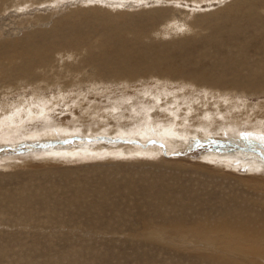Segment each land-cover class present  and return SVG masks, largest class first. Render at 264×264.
I'll return each instance as SVG.
<instances>
[{
    "label": "bare ground",
    "instance_id": "1",
    "mask_svg": "<svg viewBox=\"0 0 264 264\" xmlns=\"http://www.w3.org/2000/svg\"><path fill=\"white\" fill-rule=\"evenodd\" d=\"M35 1L36 0H34V2L32 3V0H0V11L3 12L8 8H16L19 11L22 7L28 8L29 6L35 4ZM107 1L80 0L77 3L83 6H87L90 3H97L99 5L108 6L109 3H111L109 5L111 8H115V7L120 8V7H125L126 5V4H119L118 1H117V5L116 4L114 5L112 0L109 3H107ZM165 1H167L168 4H174L175 7H168L171 8V10L164 11V9L158 8L159 7L158 4H160V2L153 1L151 4L156 5L153 6L154 7L153 9L141 10L135 13V15H133L134 17L133 21L128 23L123 21L121 22L122 25L118 23L117 27L114 26L115 23L113 21L120 20L123 17H125L123 13H117L116 15L113 16L107 13H105V15H102V17L105 20L107 19L108 22H112L111 24L108 25L106 21H103L106 22L105 23L106 25L110 26L107 30L104 27L105 30H102L103 35L108 39H112L113 44L115 43V45L113 44L107 45L109 41L106 42V40L103 39L107 43V44L105 43L107 46L112 47L111 48L112 51L107 53L106 51L107 46L104 47L105 46L104 44V46L102 47L105 50L103 49L101 50L103 52L102 53L103 55L95 56L91 61H95L92 63L97 64L96 69L98 70L99 73L98 74L96 73V75L102 77L103 72L109 71L108 76L110 79H106V81L108 82V84H110L109 82L111 80L114 81L113 85L119 83L118 86L115 85L118 87L115 89L121 92V96L119 97L111 96L110 94L111 90H109V92L107 93L106 92L103 93L104 92L103 91L102 92L103 97L99 95V97L97 98L99 103L103 105L111 104L112 106H115L118 103V101H120L121 102L120 104L123 105L121 109H119L118 107L117 108L113 107L109 111L110 114L108 113L109 114L107 117L108 120L104 122H101L100 120L96 121L97 117L93 119L92 116H88L84 114H83L84 116L80 118L76 116L77 114L73 115L72 117L73 123L78 125L80 128L87 130L84 133L85 135L90 134L88 132V128L92 124L96 126L97 131L101 130L100 132L101 133L105 132L106 135L115 134V136L118 138L123 133L121 129H128V126L134 128V126L132 125L133 123L131 124L128 122L129 119L123 120V119H118V117L119 114L124 116L123 112L120 113L121 111L133 109L131 108L132 107L131 102L133 100L128 99L127 98L128 96L125 97V93H127L128 90L131 89L129 87L130 84L129 81L130 78L134 77L135 64L141 63L144 67H147L148 70L155 71V73H151L148 75L149 83L147 84H150L151 86L152 84L153 86L154 84H157V85H161L160 87H162L164 84L165 85L170 84L175 87L176 84L169 82V81H173L181 85V89H179L180 91L191 89L192 92H197L198 90L201 93V94L198 93L197 97L195 95L194 96L196 97L195 99H191L189 96L190 100L188 101L190 102L188 101L183 102V103H187V105L182 104L180 107H176L175 110H167L166 107L164 110H162L159 107H156L158 104V99H156L157 96L155 97L150 87L149 88L147 87V89L151 90L152 91L151 93L154 95L153 97L152 96L149 97H152L153 100L154 97L156 99L154 103L156 104L155 110H157V112H160L163 116L167 114L168 116L171 115L174 117L173 123L172 124L170 123L171 125L166 126L167 129L164 128L160 130L158 129L160 133L158 131H157L158 133H156L155 130L151 131L152 133L155 132L154 133L155 136L158 135V138H160L158 141L163 139V143L157 144L158 141H156V143L152 142V144H154L157 147L156 148L149 147L150 150L146 149L147 151L145 152H143L145 149V146H143V144L142 146L139 144L142 150L138 148L139 147L138 145H137L138 147L134 145L136 147L134 148L135 153L133 154H129V153L123 154V151L129 152V149H133L131 148V146L128 148L123 147L121 150L117 152L110 151L109 153L105 152L99 154L95 146H93L94 144L87 145V147L85 146L82 147L81 145H76V146L74 145L70 150H67V152L66 150L63 151L61 149L60 150L57 149L55 150V152L53 151L52 153H48L47 159H42L39 161L38 160L34 161L29 159L28 161H24L20 164L19 169L22 170L25 169L23 170L24 174H27L30 177H34V179L33 180L31 179L32 181L31 180L27 181L25 179L26 182H24L23 188L21 190H17V189L14 190H16L17 192L29 191L30 188H34L35 193L34 194L30 193L28 196H22L19 199H17L16 204H18V206L16 207V209L20 210V208L29 209L30 207H36L37 209L44 210L45 213H49V212L52 213L53 211L50 210L51 207H56L58 205L59 208L62 209L61 207L62 205L57 204L58 198L61 200L63 199L68 200L69 203H71L70 206L72 207L73 204L74 205L78 204L77 203L78 201L80 203L79 198L81 195L84 198H88L90 195H93L94 198L99 203L100 201L101 203L104 201L106 204L108 203L107 205L110 207L112 213L109 211L111 213L109 216H104V215L100 216L108 219L107 220L108 227L100 228L95 226L92 230L93 233L92 236H96L97 238L101 237L100 239H105L104 237L111 238L110 236L116 235L115 234L116 231H120L118 234L120 235L119 237L125 239L127 243L126 245H124L123 243V248H122L123 250L121 251H119L120 245L117 246L118 248H116V245L114 246V244L113 246L112 245L110 246L111 249H109L110 247L109 248L107 247L108 249H106L105 248L106 245H105L104 250L98 249L97 247L85 246L88 251L95 252L93 255L86 256L83 255V253L81 252V251L87 252L85 248L83 249L82 247H76V244L75 246L66 245L62 243V241L58 242L57 240V242H55L53 245H51L52 244L51 242L49 245L45 247V249H47L48 251L51 250V252L49 253L50 255L55 257L53 258V260L55 261L56 264H264V190H260L256 185V182L264 181V164H263L264 159L260 157L259 153L258 155L261 158L259 160L256 157L254 158L253 156H251L255 153L253 149L248 150V152L253 153L251 155L249 154L245 156V154L240 155L239 153L235 156L234 159H230L232 157L230 158L228 157L230 160H227L225 162L215 161L213 160L212 158L213 156H212L211 157L212 159H210L209 157H203L201 161H197V163H194V165L196 166L208 168L207 170H209L210 172H218L221 175L228 177V179H233L236 182L229 186H217L215 185L216 182L218 181L217 176L211 175L208 179H203L204 182L206 181L208 182V180L209 182L203 184L204 189L201 192L197 193L198 196H196V194H191L189 196L191 201L187 203L186 207L183 206L184 198L182 197L181 190H175L174 194L176 198L177 196L181 195L183 201L179 199L180 197L178 198L179 200H177L175 196L174 198L171 199L169 203L163 200L164 198H168V196L171 197V195L168 192L167 185L173 179L162 178L164 173L163 171L158 170L160 169L159 167L155 169L154 174L150 177L137 175L136 173H132L129 170L119 171L120 167L128 166L129 164L127 163H139V161L136 160H139V158H143L142 156L145 157L144 153L147 155V157H145L147 159H151V160L155 159L157 162L160 161L167 162L168 160L167 158L170 156V154L173 151H175V149L177 150L185 147L186 143L180 141L179 139L183 138L184 140L186 139V137L192 136L193 132L187 133L185 135H182L181 132L177 133L173 129V126L174 124H176V121H178L179 117L176 116L177 118H175V115H180L183 117V121L178 122V124L176 125H178L179 127L183 125L182 126L183 129L185 128L184 132H189L186 131L187 123L186 125L184 124L185 123L184 118H186L185 121L189 119V121L191 122L189 123V125L194 127L193 130H195V128L197 127H200L202 130L204 129L208 130L211 127L210 125H212L213 127L217 125L215 124V121H218L219 123L222 124L225 123L224 125L222 124L219 125V128L221 127L219 133H222V135H219V137L221 138L224 136L233 137L235 136L234 135L235 133L245 130L246 131L256 130V132L253 133H260V130L264 131L262 130L264 129V100L263 101L259 100L260 98L259 94L264 95V16L262 13L257 12V8L264 7V0H233L231 1V3L224 5L223 9H216L214 11L212 9L210 10L212 12L209 11L210 12L209 16H201V17L198 16L197 18L191 21L189 19H191L193 14L195 13L194 12L195 8L196 7L200 8L199 5L202 2L203 3L208 2L209 0H165ZM212 1H219V0H212ZM220 2H223V0H220ZM187 3L196 4V7L188 8L189 5ZM109 6L108 8H110ZM130 6L131 5L127 7L129 9H132ZM176 6L179 7L180 9H185V10L188 9L187 11H185V13L183 12L181 14H183V16H185L187 20H189L190 22H188L187 24L184 22L178 24V22L175 21L172 12H174V10L176 11L177 8ZM23 8L21 10H23ZM77 8L78 9L72 11L68 17L65 16V18L59 19L57 21V26L53 29V31L51 33L47 32L46 33L47 36L45 35L42 36V39L40 38V41H38L39 44L37 46L32 45L34 41H32V43L30 42L32 39L34 40V38H32L31 36H26L24 39L18 42L9 43L0 47V54H1L0 57L3 58L4 61H10L8 64L1 66V59H0V138H1L0 141H3V143L7 142L8 136L17 133L20 134V132L22 131L28 132V133L26 132L27 135L25 137L30 140H32L33 137H39L43 139L46 136H48V138H52L51 134H53L54 131L55 133L58 134L68 131L69 133L65 134V136L67 135L69 136L71 134V131L73 132V130L74 132L76 131V129L70 130V126H66L69 128L64 129V131L62 130L61 132H59L61 128L58 129L59 131L55 129L56 125H58V123H61L62 121L59 120L60 118L55 109L56 106L55 108L52 109L54 105L52 104L53 105L52 107L50 105L51 110L50 109L47 110L48 108L44 106L52 102H47L46 100L48 97L43 95H45V93H49L50 96L54 95L52 93L53 92L52 88L56 86H59L60 89L64 90L67 88H72L73 83L74 85L75 84L81 85L82 83L87 82L93 85L94 83L91 82L96 80L92 79V77L88 78L85 76L86 77L85 78L84 75L81 76L82 67L80 66V63L79 64L76 63L73 66L67 67V70L70 69L69 71H67V74L70 73L69 75H65L66 73H64L63 71V73H61L59 76L53 78H47L48 82L43 80L39 81V79L43 76L42 74L43 69L47 70L45 72L50 73L54 68L58 66L60 62H63V60L64 61L70 60V57L65 59L66 55L63 54L61 50H60V54L58 53V48L56 47L57 45H65V44L70 45V43L74 45L73 42H70L68 40L73 41L75 39L81 42L83 38H86L85 31L89 28L91 24L86 25L84 23L83 14L94 13L97 16H101L99 15V13H104V12H99L100 10L99 8L96 9H82L80 7ZM256 13L261 14L263 18L256 17ZM205 14L207 13H204V15ZM154 26H156V28L153 29L152 32H153V36H155V40L158 43H153L152 41L147 40L148 39L146 35L147 29L148 28L150 29L151 27L154 28ZM184 30L185 32L183 33ZM125 31H130L133 34L132 36L133 39L131 40L130 38V42H131L130 44L120 43V40L121 39L124 40L123 38L126 37V35L125 36L123 35L124 36L123 38L120 37L121 35L120 33H124ZM178 33H180V35L182 34L186 36L187 33H189V36L191 35L192 38L189 39L186 37L183 39L181 38L175 39ZM48 35L51 36L48 37ZM163 37L165 38L168 37V39H171L173 37L175 40L173 41L172 39L170 42H160V39H162ZM195 37H201L202 41H199L198 44H194ZM219 38H221L222 41ZM215 39L220 40L221 42H216ZM146 41L151 42L150 43L151 46L146 45L145 44ZM46 46H49V48L57 51H53V55L50 56L51 60L43 56L42 59L43 62L44 61L50 62V64L45 65L46 62L43 63L42 61H36V60H40L42 56V54H40V51L42 49H45ZM187 48H190L193 51L190 50L181 53V51L187 50ZM29 49H31V51ZM32 49L34 51H32ZM31 53L37 54L38 56L36 60L34 58H30L31 60H35L33 62L31 71L33 72L39 68L37 71L33 73H31L30 71L27 72L26 68L28 67V64L25 65L24 63H22L18 65L15 62H13L14 63L13 64L12 60H10L8 56L3 57L6 54L9 56H14L12 57V59L13 58L19 60L22 58L28 59L24 55L28 54V56L30 57ZM56 56L59 57L58 60L56 59ZM176 58L183 59L184 63H188V64L194 63V65H189V67H191L192 69L187 70V72L186 70L185 71L182 70L181 67L176 63L175 61ZM192 59H196V60L193 61ZM38 63L44 64L43 69H41L39 65H37ZM51 64L53 65V68H51ZM185 66H187V64ZM201 66L202 69L198 68ZM183 69H185L184 66ZM100 77H97V79ZM103 79L105 80V78ZM139 80L140 79H137L136 82ZM98 81L101 82L103 80L98 79ZM194 81H196V83ZM197 82L200 84H198ZM103 83L105 84V81H103ZM146 85L141 87L140 91L144 90ZM42 87L44 90L41 89ZM78 87L80 86L78 85ZM30 89L36 91L40 96H43L44 103L42 101L40 102L38 101L39 96L35 97L37 101L35 100L24 101L25 97L23 96V94L28 92ZM110 89H112V87ZM158 89L159 88H157L156 90ZM172 89L173 88L170 87L171 91H173ZM138 90L139 89H137V91ZM179 90L175 92L173 91L172 94L176 95V92H180ZM42 91L44 92L40 93ZM146 92H144V95ZM162 92H160V94ZM165 92L166 91H164L162 95ZM166 93L169 94L170 96V93L168 92ZM185 93L187 94L186 91ZM147 94H150V91L147 92L146 95ZM60 95L61 94H59V96ZM69 95L71 96L72 94ZM69 95L67 97H70ZM113 95H115V93H113ZM213 96H217L216 97L217 100L210 101L209 97L213 98ZM253 96H255L256 102L249 103L247 98ZM11 97L16 99L13 100V98ZM113 97L116 98L113 99ZM66 99H67L66 102L69 103L71 107L70 108L71 111L77 108L79 113H82L83 112L82 108L90 106L89 105L90 103L86 102V104L83 107L79 108L80 105H78L77 107V105H75L76 103L75 100L72 99L68 100V98ZM56 100L57 99L55 98V102ZM174 100L169 99L168 101L171 102L170 104H172ZM176 102L177 101H175V103L173 104H176ZM199 102L202 103L201 106H199ZM99 103L94 102L93 104L98 105ZM146 104L149 105V103H145L144 105ZM148 105L146 107L148 109L150 108L151 109L145 112L148 113L150 116L152 114L151 111L152 110L154 111V106L151 107L152 105H150L149 108ZM140 106L142 105H139V107ZM137 107H135V109ZM38 110H42V111L41 113L37 114V118H35L34 117L35 115L33 116L32 113L36 114ZM69 111L67 110V112L64 113L66 114ZM143 111L144 110H141V112ZM157 115L160 114L157 113ZM141 116L143 115H140V117ZM61 117H62V113H61ZM158 118L155 117L153 121L156 122L158 120H161ZM12 119L13 120L17 119L18 123L14 124ZM149 120L150 119H147L146 120L147 122L144 120L143 123L145 122L149 123L151 121ZM32 121H35L36 124L34 125V122ZM168 121L171 122L172 119L171 121L168 119ZM208 121H211V124L209 123L210 125L207 123ZM111 122H115V124L112 123V125L110 126L109 124ZM16 125H19V128L18 126L16 127ZM21 125L22 127H20ZM101 126H105L104 127L105 130H103L104 128L100 129ZM187 127L189 128V126ZM93 128H90V130ZM49 130L53 131V132L50 131L51 136L48 135ZM29 131H31V133H29ZM25 132L24 133L22 132L21 134L25 135ZM149 132L148 133L146 132L148 134V138L150 136ZM151 132L150 134L152 135ZM75 133H77V131ZM78 134L79 136L81 135L80 133ZM138 135L144 138L143 133H138ZM249 136L254 137V136H258V134L244 135V137H249ZM48 138L46 137L45 139ZM239 138H243V137L239 136ZM145 139H147V137ZM12 141L10 142L9 140L7 144L9 143L11 144ZM86 142L89 143L91 142V140L87 139ZM128 143L130 144L129 141L127 142V144L126 143L124 144H126L127 146ZM116 154L118 155L115 156ZM100 158H102V160L105 162V165H100L98 167H90L88 168L91 170L89 172H83L79 168L78 165L79 163H76L80 161L83 162L85 160L86 161L89 160L90 162V160H97V159L99 160ZM115 158L117 160H126L133 162L118 163L111 161ZM252 159L254 161H251ZM262 160L263 162L261 163ZM87 162L83 164L84 168ZM204 162L214 168H209L199 164V163L203 164ZM66 163H71V164H66ZM95 164H97V162ZM233 164L235 166L234 168L231 167V165ZM18 166L19 165H10V166L8 165L3 170H8L11 168L18 169L17 168ZM71 167H74V169L76 170H71L72 169ZM223 169L226 170L231 169L235 174L225 173ZM239 169L245 170V172L248 174L249 177L246 175H245L246 177L241 175L239 176L238 173ZM85 173L95 174V176L94 178H86L85 180L82 181L81 175ZM91 176L88 175V177ZM35 177L40 179L35 180ZM153 180L154 182L152 183ZM92 181H95L93 185H91ZM251 181L255 183H251ZM42 182L44 183L45 187L50 190L49 192H46L41 188L40 185ZM152 184L153 187L151 188ZM258 184L259 187L264 189V184L261 183ZM158 185L161 187H158ZM147 188H149L150 190H147ZM172 189L174 190V188ZM66 190L67 192L64 193V191ZM205 190L208 191L205 192ZM65 195H70V196H65ZM27 197L30 200L26 199ZM73 197L76 198V201L72 200ZM69 198L73 202L70 201ZM159 199L164 201V203L162 204L155 202L156 200ZM66 200L65 202L68 203ZM90 203H91L90 201H85V204L89 206ZM110 203L111 206L109 205ZM146 206L149 207V211H147V214L144 211V209H146ZM65 209L67 210L66 207ZM174 209H180L181 211L183 210L184 213L179 215V213L181 212H178ZM79 211L80 210H78L77 212L79 213ZM15 212L19 214L18 215L19 217L26 218V215H24L21 211H15ZM85 212L87 211L85 210ZM157 212L159 213L158 215H152ZM167 212H169V214ZM0 214L5 215V212H0ZM38 215H36L35 218ZM55 215L56 214H54V216ZM83 217L86 216H84L83 214V216L80 218ZM133 218L134 221L136 218L137 221H139L137 227H133L132 225L133 228H130L131 226L128 227L127 225L128 228L122 227L120 230V228H116L117 226L115 224H111V221H116V220L128 222L127 224H129L130 222L129 220L132 221ZM2 220H4L3 217ZM31 221L33 222V220ZM100 221L101 220H99V222ZM48 222H52V221H48ZM70 222L66 224H69ZM90 223L92 222L90 221ZM43 224H44L43 226L41 225L42 228H44L45 226V223ZM73 225L74 224H72V226ZM93 225L90 226L93 227ZM89 235H91V232H89ZM69 236L71 237V235ZM80 238L82 237L80 236ZM122 238H120L119 240L121 241ZM112 240L117 241L118 239L114 236ZM11 241H13V246H14V240ZM110 242H108V245ZM104 243L105 242H103V244ZM26 244L28 245L30 243H26ZM131 244H135V245H131ZM22 247L23 244L21 248ZM72 250L73 251L75 250V252H73ZM59 251H61V255H62L61 257L58 254ZM107 251L111 252L112 257H110V259L107 260L106 262L104 260V255L106 254ZM77 252H79L82 256H80L79 259L76 257L75 259L72 258L71 257L72 254ZM86 252L85 254H87ZM117 256L120 257L117 258ZM26 264H32V263L27 262Z\"/></svg>",
    "mask_w": 264,
    "mask_h": 264
},
{
    "label": "rangeland",
    "instance_id": "2",
    "mask_svg": "<svg viewBox=\"0 0 264 264\" xmlns=\"http://www.w3.org/2000/svg\"><path fill=\"white\" fill-rule=\"evenodd\" d=\"M58 1L59 0H50V1H47V0H36L35 4L31 5L32 7L31 6H29L28 8H23L22 7L23 10H21L22 8L19 11L16 8H8L7 10H5L3 12L0 11V47L3 46V45L9 44V43L18 42V41L24 39L26 36H31L32 38H34V40H33L30 37L32 39L30 42L32 43V41H34V43L32 45L37 46L39 44L38 41H40V38L42 39V36H44V35L47 36V34H46L47 32L51 33L53 31V29L57 26V21L59 19H63V18H65V16L68 17L71 14L72 11L78 9L77 7H80L82 9H96V8H99L100 9L99 12H104V13H99V15H101V16H97L94 13L83 14L84 23L86 25H90V24L91 25L85 31V37L86 38H83V40L81 42H79L78 40L74 39L73 41L72 40H68L70 42H73L74 45L72 43H70V45L69 44H65V45H57L56 46L58 48V53L59 54H60V50H61V52L66 55L65 59L70 57L69 61H64L63 60V62H60L58 64V66L56 68H54L50 73L45 72L47 70L43 69L44 64H41V63L37 64V65H39V67L41 69H43V71H42L43 76L39 79V81L43 80V81H47L48 82L47 78H53V77L59 76L61 73H63V71H64V73H66L65 75H69L70 73L67 74V71H69L70 69L67 70V67L73 66L76 63H78V64L80 63V66L82 67V70H81L82 73L80 72L81 76L84 75V77L86 76L88 78L92 77V79L96 80V81H92L91 82V83H94L93 85L89 84L87 82H84L86 84L82 83L81 84L82 86L80 84H78L80 87H78V85H76V84L74 85V83H73L72 88L75 89V90H73L72 88H67V89L63 90V89H60L59 86H56V87L52 88V91H53L52 93L54 95L50 96L49 93H45V95H43V96H47L48 97L47 100H46L47 102H52V103H50L48 105H44V106H46V108H48L47 110H49V109L51 110L50 105H51V107L54 105L52 107V109L55 108V106H56L55 109H56V112L58 113V116L60 118L59 120L62 121L61 123H58V125H56L55 129H57V131H59L58 129L61 128V130L59 131V132H61L62 130L64 131V129L69 128V127H66V126H70V130L76 129L77 133H75L76 131L74 132V130H73V132L71 131V134H70L71 136L69 135L70 136L69 137L67 135L68 136L67 137V136H65V134L69 133L68 131L58 134V133H55V131L52 129L54 131V133L51 134L52 136L50 135V131L51 130L48 131V135H50L52 138H48V136H46L48 139H45L46 137L43 138V139H41L39 137H33V139L30 140V139H27L25 137L28 132L26 131L27 132L26 133L25 131H22L23 133L25 132V135L21 134L22 132H20V134L17 133V134L8 136V139H7L6 143H3V141H0V212H5V215H1L0 214V251H1L0 252V264H14V263L15 264H26L27 262H31L32 264H53V263H55V261L53 260V258H55V257L50 255L49 252H51V250L48 251L47 249H45V247L47 245H49L51 242H52L51 245H53L55 242H57V240H58V242L62 241V243L66 244V245L75 246V244H76V247H82L83 249L84 248L86 249L87 246H90V247L92 246V247H97L98 249L104 250L105 248L108 249L111 245L113 246V244H114V246L116 245V248H118L117 246L120 245V248H119L120 250L119 251L123 250L122 249L123 248V243H124V245H126L127 243H126L125 239H123L122 237H119L120 235H118V234H119L120 231H116L115 232L116 235H114L118 239L117 241L112 240L114 236H110L111 238L104 237L105 239H100L101 237L97 238L96 236H92L93 235L92 230H93V228L95 226L100 227V228L108 227V221H107L108 219H106L104 217H100V216H103V215L104 216H109L112 213L111 210H110V207L107 205L108 203L106 204L105 201L102 202V203L100 201V203H99L94 198L93 195H90L88 198H84L81 195L80 198H79L80 199V203L78 201L77 202L78 204H76V205L73 204L72 207L70 206L71 203H69L68 200H66V199L61 200V199L58 198L57 199V201H58L57 204L62 205L61 206L62 209H60L58 205L56 207H51L50 210L53 211L52 213L51 212L45 213L44 210L37 209L36 207H30L29 209L28 208L27 209L26 208L25 209L24 208L23 209L20 208V210L16 209V207L18 206V204H16V200L17 199H19L22 196H28L30 193L31 194L35 193V191H34L35 189L34 188H30L29 191H18L17 192L16 190H14V189L21 190L23 188L24 182H26V180L29 181L31 179L32 180L34 179V177H30L29 175L24 174L23 170H25V169H23V170L19 169L20 168V164L22 162H24V161H28L29 159L34 160V161L47 159V154L48 153H52L53 151L55 152V150H57V149H59V150L61 149L63 151L66 150V152H67V150H70L72 148V146H74V145L75 146L76 145H81L82 147H84V146L87 147V145H93L94 144L93 146H95V148L97 149L99 154L100 153H105V152L109 153L110 151L117 152V151L121 150L123 147H125V148L127 147L128 148L130 146L133 149H129V152H127V151L124 152L123 151V154H127V153L133 154V153H135L134 152V148L137 145L139 146V144L141 146H142V144H143V146H145V149H144L143 152L147 151L146 149L150 150V148H156L157 146L152 144V142L156 143V141H158L160 138H158V135H156L157 136V138H156L154 133L155 132L158 133L159 132L158 129L159 130L163 129V128L167 129L166 126L167 125L169 126V125H171L173 123L174 117L171 116V115L168 116L167 114L163 116L160 112H157V110H155V108L159 107L160 109L164 110L165 107H166L167 110H175L176 107H180L182 104L187 105V103H183V102H186V101L190 100V98L191 99H195L197 97L198 93L201 94L200 91L197 90V92H192L191 89L185 90L187 92V94H186L184 90H181V91L179 90V89H181V85H179L176 82L169 81V80L168 81L170 83L176 84V86L174 87V86H172L170 84L169 85H165L164 84L162 87H160L161 85L154 84V86H155V89H154L153 84L151 86L150 84H147V83H149V79H148L149 76L148 75L151 74V73H155V71L148 70V68L144 67L141 63H136L135 64V69H134V77L130 78V81H129L130 82L129 87L131 89H129L128 92L125 93V97L128 96L127 97L128 99L133 100L131 102V106L132 107L130 106L133 109L132 110H123V111H121L120 113L123 112L124 116L119 114V117H118V119H123V120H128L129 119L128 122L131 123V124L133 123L132 125L134 126V128L128 126V129H121V131L123 133L118 138V137L115 136V134H112L113 135L112 136V135H106L105 132L101 133L100 132L101 130L97 131L96 126H94L92 124L88 128V132L90 134L89 135H85L84 133L87 130H84V129L80 128L78 125H76L75 123L72 122L73 115L77 114L76 116L78 118L83 117L84 115L92 116L93 119L95 117H97L96 121L100 120L101 122H104V121L108 120L107 117L110 114L109 111L113 107L114 108L118 107L119 109H121L122 105H123V104L122 105L120 104L121 103L120 101H118V103L115 106H112L111 104H108V105L104 104L103 105V104L99 103L98 98H97V97H99V95H101L103 97V93H105V92L107 93V92H109V90H111L110 91L111 92L110 93L111 96H116V97L121 96V92L119 90L115 89V88H118L117 86L119 85V83H116L115 85H117V86H115V85H113L114 81L111 80L109 82L110 84H108V82L106 81V79H110L109 76H108L109 71L108 72H103V76L102 77L105 78V80H104L99 75H96V73L97 74L99 73L98 70L96 69L97 64L96 63H92V62H95V61H91L95 56L103 55L102 54L103 52L101 50L102 49L105 50L102 46H104V44L106 42H108V41H109V43L111 42L110 44L106 43L107 45L113 44V40L112 39H108L107 37H105L103 35V31H102V30H105V28L107 30L110 27L108 25L111 24L112 22H108L107 19L105 20L102 17V15H105V13H107V14H110V15L113 16V15H116L117 13H123L125 15V17H123L120 20L113 21L115 23L114 26L117 27V24L119 23V24L122 25L121 22H123V21L127 22V23L133 21V19H134L133 15H135V13H137V12H139L141 10H144V9H153L154 8L153 6H156L155 4H151L153 1L160 2V4H158L159 7L158 6L157 7L160 8V9H164V11L165 10H171V8H168V7H175V5L174 4H168L167 1H165V0H125V1L124 0H115V1L112 0L114 5L115 4L117 5V1L119 2V4H126V5H125V7L111 8L109 6L111 4V3H109V2H111V0H108V1L105 0V1H107V3H109L108 6L110 8H108L107 5L103 6V5H99L97 3H90L87 6H83V5H80V4L77 3L80 0H60L59 2ZM90 1H92V0H90ZM126 1H127V3H126ZM231 1H233V0H223V2H220V0L219 1L209 0L208 2H204V3L202 2L199 5L200 8H197L196 4L192 3L193 4L192 5L191 3H187L189 5L188 8H192V7L195 8L196 7L195 11H194L195 13L193 14L192 18L189 19V20L191 21V20L197 18L198 16L199 17H201V16H209L210 15L209 13L212 12L210 10L213 9V11H214L216 9H223L224 5H227V4L231 3ZM33 2H34V0H32V3ZM144 3H147V4H144ZM182 3H184V2H182ZM129 5H131L130 7L132 9H129L127 7ZM163 6H165V7H163ZM203 8H206V9H203ZM187 10L180 9L179 7H177L176 11L174 10V12H172L173 15H174L175 21H177L178 24L179 23H183V22L187 24L188 22H190L189 20H187V18L185 16H183V14H181L183 12L185 13V11H187ZM257 12L258 13H262L263 16H264V7L257 8ZM204 13H207V14L204 15ZM258 13H256V17L263 18V16L261 14H258ZM103 21H106L108 25H106L105 24L106 22H103ZM116 21H117V23H116ZM96 27H97V29H96ZM119 27H120V25H119ZM155 28H156V26H154V28H152V27L150 29L148 28L146 35L148 37V39H147L148 41H152L153 43H158L155 40V36H153V32H152V30L155 29ZM184 32H185V30L183 31V33ZM120 34H121L120 37H122V38L126 35V37L123 38L124 40H122V39L120 40V43H125V44H130L131 43L130 42V38H131V40L133 39L132 38L133 34L130 31H125L124 33H120ZM179 35H180V33L177 34L175 39H179V38L183 39V38H186V37L189 38V39L192 38L191 35L189 36V33H187V36L186 35H182V34L180 36ZM50 36L51 35H48V37H50ZM103 39H105L106 42ZM126 39H128V40H126ZM172 39H173V41L175 40L173 37L171 39H168V37H166V38L163 37L162 39H160V42H170ZM201 39H202L201 37H195V40L193 39L195 43L194 42L193 43L194 44H198L199 41H202ZM217 39H215L216 42H221L222 41L221 38H219L221 41L217 40ZM148 41H146V43H145L146 45H150L151 42H148ZM106 44H105L104 47L107 46ZM113 45H115V43ZM68 46H70V47H68ZM142 47H143V45H142ZM111 48L112 47H109V46L106 47L107 53L112 51ZM29 50L31 51V49H29ZM190 50H192V49L187 48V50H183V51H181V53H184V51H190ZM32 51H34V50L32 49ZM53 51H57V50H53V49L49 48V46H46L45 49H42L40 51V54H42L40 60H36L38 58V56H37V54H33V53H31L30 57L28 56V54L24 55L28 59H23V58L20 59V60L16 59V58L12 59V57H14V56H9V55H6V54L3 57L8 56L10 58V60H12V63L15 62L18 65H20L22 63H24L25 65L28 64V67L26 68L27 72L30 71L31 73H33V72H35V71H37L39 69L38 68L37 70H35L33 72L31 71V68L33 66V62L35 60L43 62V60H42L43 56L45 58H48V59L51 60L50 56L53 55ZM106 51H105V53H106ZM168 51H171V50H168ZM30 58H34L35 60H31ZM0 59H1V66L6 65V64H8L10 62V61H4L3 58H1V57H0ZM56 59L58 60L59 57L56 56ZM192 60L194 61L196 59H192ZM175 61L181 67V69L184 70V71L186 70V72H187V70L192 69L191 67H189V65H194V63H190V64L184 63V60L181 59V58H176ZM43 63H45V65L46 64H50V62H47V61H44ZM186 64H187V66H185ZM183 66H184L185 69H183ZM186 67H188V68H186ZM51 68H53L52 64H51ZM198 68L202 69V66L198 67ZM142 71H143V73H142ZM161 73H162V71H161ZM97 77H100L98 79H101V80L105 81V84L103 83V81H101V82L98 81ZM137 79H140V80L136 82ZM163 80H166V79H163ZM194 82L196 83V81H194ZM83 84H84V86H83ZM198 84H200V83H198ZM144 85H146L145 89L140 91V88L143 87ZM111 87H112V89H110ZM147 87L148 88L150 87V89L153 92L151 90L147 89ZM164 87H165V89H164ZM170 87L173 88L172 90L174 92L177 91V90H179L180 92H176V95L172 94L173 91L170 90ZM79 88H81V89H79ZM86 88H87V90H86ZM157 88H159L161 90H159V89L156 90ZM41 89L44 90L43 87ZM101 89H102V91H101ZM137 89H139V90L137 91ZM189 90H190V93H189ZM142 91H143V94H142ZM146 91L147 92L150 91V94L146 95V93H147ZM158 91H160V92L166 91V92L170 93V96L166 92L165 93L168 96H166L165 93L162 95L163 92L160 94V92H158ZM43 92L44 91H42L40 93H43ZM112 92L115 93V95H113ZM144 92H146L145 95H144ZM151 92L155 95V97L157 96V98H156V99H158L157 106H156V104H154L156 99H155V97H154V100L152 99V97L154 95ZM156 92H158V93H156ZM191 93H194V94H191ZM59 94H61V95L59 96ZM69 94H72V95L70 96ZM83 94H84V96H83ZM159 94H160V96H159ZM68 95L71 98L67 97ZM195 95H196V97H194ZM23 96L25 97L24 101H27V100H29V101H33V100L37 101V99L35 97L39 96L38 97V101L39 102L42 101L44 103L43 96H40L36 91H34L32 89H30L28 92L23 94ZM61 96H62V98H61ZM149 96H152V97H149ZM161 96H162V98H161ZM189 96H190V98H189ZM255 96H257V95H255ZM255 96L248 97L247 98L248 102L249 103L250 102L251 103H253V102L255 103L256 102ZM263 96H264L263 94H259V97H260L259 100L260 101L264 100ZM74 97H75V99H74ZM116 97H113V99L116 98ZM216 97L217 96H213V98L209 97V100L210 101L211 100L215 101V100H217ZM11 98H13V97H11ZM55 98L58 100V101L56 100L57 103L55 102ZM66 98H68V100H70V99L75 100L76 103H77V104L75 103V105H77V107H78V105H80L79 108L83 107L86 104V102L90 103L89 104L90 106L82 108V111H83L82 113H79L77 108L75 110L71 111L70 110L71 107H70L69 103L66 102V100H67ZM182 98H184V99H182ZM15 99L16 98H13V100H15ZM52 99H54V100H52ZM63 99H65V100H63ZM169 99H173V100L175 99L172 102V104L175 103V101H177L178 103L176 102V104L172 105V104H170L171 102L168 101ZM181 100H182V102H181ZM94 102L95 103H99V104L95 105V104H93ZM188 102H190V101H188ZM145 103H149V105L148 104L144 105ZM201 104L202 103L199 102V106H201ZM92 105H94V106H92ZM139 105H142V106L139 107ZM147 105H148L149 108H150V105H152L151 107L154 106V111L155 112L152 110L151 113L156 118L159 117L158 119H161V120H158L156 122L153 121V119H155V117L151 113H150L151 115L149 116V114L145 112V111L151 109V108L148 109L146 107ZM170 106H171V108H170ZM91 107H93L94 110ZM135 107H137V108L135 109ZM142 107H143V109H142ZM144 108H146V109H144ZM67 110L68 111L70 110V111L65 114L64 112H67ZM141 110H144L143 112H145V113L141 112ZM182 110H183V108H182ZM41 111L42 110H38V112H36V114L32 113V115L33 116L35 115L34 117L37 118V114L41 113ZM140 112L143 113V114H141ZM61 113H62V117L63 118L61 117ZM70 113L72 114V116H71ZM157 113L160 114V115H157ZM65 115H67V116H65ZM105 115H107V116H105ZM140 115H143V116H141L142 118L140 117ZM138 116H139V118H138ZM176 116L179 117V119H180V120L178 119V121H176V124H178V122H180V121H183V117L182 116L175 115V118H177ZM150 117L151 118L153 117V118L151 119ZM166 117H168V118H166ZM61 118H62V120H61ZM145 118L151 120V121L149 120L150 124L146 123L147 119H145ZM134 119H135L136 122L134 121ZM168 119L170 121L172 119V121L169 122ZM185 119L186 118H184V122H185L184 124L186 125V123H187V126H189V128L186 126V131H189V132H184L185 128L183 129V127H182L183 125L181 126L182 127V129H181V127H179L178 125L174 124L173 129L177 133L181 132L182 135H185V134L191 133V132H193L192 133L193 135L189 136V137H186V139H184V140H183V138L179 139L180 141L186 143L185 147H183L181 149H177V150L175 149V151H173L170 154L171 157L169 156L167 158L168 159L167 162H161V161L157 162L155 159H152V160L151 159H147V158H145V157H147V155L144 153L145 157L142 156L143 158H139V160H136V161H139V163H127L129 165L120 167L119 171L129 170L130 172L136 173L137 175H141V176H144V177H150V176H152L154 174L155 169L157 167H159L160 169H158V170L159 171H163V173H164L162 178H164V179H168V178L173 179L170 182L172 184L168 183V185H167V189H168V192L171 195V197L168 196V198H164L163 200L166 201L167 203H169L171 201V199L174 198V196H175L174 191L175 190H181L182 191V197L184 198L183 199L184 201L182 200L181 195L177 196V198L175 196V198L177 200H179V199L182 200L183 204H184L183 206L186 207L187 203H189L191 201L189 196L191 194H196V196H198L197 193L201 192L204 189L203 184L209 182V180H208V182L207 181L204 182L203 179H208L211 175H215V176H217V180H218L216 182V184H215L217 186H229V185H232V184H234L236 182L235 180L228 179V177H225V176L221 175L218 172H210L209 170H207L208 168L199 167V166L194 165V163H197V161H201V159L203 157H209L210 159L213 158V160H215V161L225 162L227 160L234 159L235 156L237 154H239V153H240V155L245 154V156H247L249 154L251 155L253 153L252 152H248V150L249 149L250 150L253 149L255 153L253 155H251V156H253L254 158L256 157L258 160L261 159V158L264 159V138H263L264 137V131L260 130V133H253V132H256V130H250V131H246L245 130V131H239L238 133H235L234 134L235 136H233V137H228V136L225 137L224 136V137L221 138V137H219V135H222V133H219V131L221 130V127L219 128V125L222 124V123H219L218 121H215V124H217V125L215 127H213L212 125H210L211 121H208L207 123L208 124L210 123L209 125L211 126L208 130H206V129L202 130L200 127H197V128H195V130H193L194 127L189 125V123H191L189 121V119H187L186 121H185ZM141 120H142V122H141ZM144 120L146 121L145 123H143ZM12 121H13L14 124L18 123L17 119H14V120L12 119ZM160 121H162V122H160ZM32 122H34V125L36 124L35 121H32ZM112 123L115 124V122H111L109 125L111 126ZM166 123H168V124H166ZM73 124H74V126H73ZM139 124H141V125H139ZM161 124L163 125V127H162ZM224 124L225 123H223L222 125H224ZM144 125H145V127H144ZM185 125H184V127H185ZM17 126L19 128V125H16V127ZM135 126L138 127V128H136ZM20 127H22V125ZM104 127L105 126H101L100 129H103ZM190 127H192V128H190ZM90 128H93V129L90 130ZM103 130H105V128ZM154 130H155V132L152 133L151 131H154ZM262 130H264V129H262ZM53 131H51V132H53ZM96 131H97V133H96ZM149 131L152 133V135L150 134ZM146 132L147 133L149 132V135H150L149 138H148V134ZM29 133H31V131H29ZM78 133L81 134L80 135L81 137L79 136ZM138 133H143L144 138H142V136H139ZM246 134L247 135L258 134V136L244 137V135H246ZM145 136L147 137V139H145L146 138ZM239 136L243 137V138H239ZM90 137H91V139H90ZM86 138L88 140H91L92 144H91V142L87 143L86 142V140H87ZM9 140H10V142L13 140L11 144L10 143L7 144L9 142ZM141 140H142V142H141ZM128 141L130 142V144L128 143V145L126 146ZM158 142H157V144H162L163 143V139H161ZM85 143H87V144H85ZM124 143H126V144H124ZM146 143H147V145H146ZM149 143H151V144H149ZM134 145H136V146H134ZM151 145L152 146L154 145L155 147L154 146L152 147ZM114 146H115V149H114ZM110 148H111V150H110ZM138 148H140L142 150V148L140 146ZM258 153H259L261 158L259 157ZM117 155L118 154H116L115 156H117ZM228 157L229 158L232 157V158L229 159ZM217 158H218V160H217ZM87 161L85 160L83 162H81V161L80 162H76V163H79L78 164L79 168L83 172L91 171L90 169H88L90 167H98L100 165H105V162L102 160V158H100L99 160L98 159L97 160H90V162H89V160H87ZM111 161L118 162V163L133 162V161H126V160H117L116 158L111 160ZM251 161H254V160L252 159ZM85 162H87V164H85V168H84L83 164ZM96 162L99 165L95 164ZM237 162H239V161H237ZM262 162H263V160L261 161V163ZM5 164H6V166H8V165L9 166L10 165H19V166L17 167L18 169L11 168V169H8V170H3L6 167ZM66 164H71V163H66ZM199 164L202 165V166L209 167V168H214V167L210 166L209 164H207L205 162L203 164H201V163H199ZM263 164H264V162H263ZM70 166H72V165H70ZM231 167L234 168L235 167L234 164L231 165ZM71 168H72L71 170H76V169H74V167H71ZM231 169H229V170L223 169V171L225 173L235 174ZM242 171L245 172V170H243V169H239L238 170L239 176L240 175L241 176H245V175L248 176V174L246 172L244 173ZM88 175H90V176L92 175V176L88 177ZM94 176H95V174H86L85 173V174L81 175V179L83 181L86 178H94ZM57 177H59V176H57ZM37 179H40V178H36L35 177V180H37ZM94 182L95 181H92L91 185H93ZM153 182H154V180L152 181V183ZM251 183H255V182L251 181ZM258 183L264 184V181L256 182L257 187L260 190H264L263 188L258 186L259 185ZM185 184H187V185H185ZM40 186H41V188L44 191H46V192L50 191L48 188L45 187L43 182L41 183ZM152 187H153V184H152L151 188ZM158 187H161V186L158 185ZM172 188H174V190ZM147 190H150V189L147 188ZM206 191H208V190H205V192ZM66 192H67V190L64 191V193H66ZM113 192H114V190H113ZM65 196H70V195H65ZM203 198H205V197H203ZM26 199H28V197ZM167 199H169V200H167ZM28 200H30V199H28ZM65 200L68 203H66ZM69 200L70 201H72V200L76 201V198L73 197L72 200L69 198ZM84 200L85 201H90L91 202L90 206L85 204ZM164 201L159 199V200H156L155 202L163 204ZM109 205L111 206V203ZM74 206H76L77 208L74 207ZM65 207L67 208L68 211L65 209ZM84 209L87 212H85ZM25 210H27V211H25ZM38 210H39V212H38ZM78 210H80L79 213L77 212ZM174 210H176L178 212H181V213H179V215L184 213L183 210L181 211L180 209H174ZM15 211H21L24 215H26V218L25 217H19L18 216L19 214L16 213ZM36 211H37L38 214H40V212H41L42 216H41V214L38 215L36 213ZM107 211H108V213H107ZM144 211L147 214V211H149V207L146 206V209H144ZM72 213H75V214H72ZM167 213L169 214V212H167ZM54 214H56V215L54 216ZM83 214L86 217L80 218V217L83 216ZM88 214H89V216H88ZM158 214L159 213L157 212V213H154L152 215H158ZM36 215H38L39 217L37 216L35 218ZM61 215H62V217H61ZM96 215H98V216H96ZM10 216H12V217H10ZM87 216H88V218H87ZM168 216H171V215H168ZM2 217L4 218V220H2ZM134 218L132 219V221L129 220L130 221L129 224H131V225L127 224L128 222L118 221V220H116L117 222L116 221H111V224H115L117 226L116 228H120V230H121L122 227H124V228H128L130 226H131L130 228L137 227L138 224H139L138 223L139 221H137V218L134 221ZM64 219H65V221H64ZM31 220H33V222ZM99 220H101V221L99 222ZM48 221H52V222H48ZM54 221H56V222H54ZM90 221L92 223H90ZM68 222H70V223L66 224ZM80 222L82 223V225H81ZM43 223H45L44 228L41 227V225L42 226L44 225ZM70 224H71V226H70ZM72 224H74V225L72 226ZM85 224H86V226H85ZM93 224H95V225H93ZM65 225H67V226H65ZM90 225H93V227L90 226ZM127 225H128V227H127ZM132 225H133V227H132ZM64 226H65V228H64ZM38 227H40V228H38ZM41 228L45 232H43L41 230ZM60 228H62V229H60ZM37 230H38V232H37ZM65 230H66V232H65ZM78 230L81 231V232H79ZM89 232H91V235H89ZM69 235H71V237ZM79 235L82 238H80ZM29 238H31V239H29ZM75 238H76V240H75ZM120 238H122L121 241L119 240ZM25 239H26V241H25ZM44 239H45V241H44ZM70 239H71V242H70ZM11 240H14V246H13V241H11ZM27 240H29V241H27ZM25 242L26 243H30V244L27 245ZM103 242H105V243L103 244ZM108 242H110L109 245H108ZM91 243H93V244H91ZM22 244H23V247L21 248ZM121 244H122V247H121ZM131 245H135V244H131ZM104 246H105V248H104ZM11 247H13V248H11ZM18 248H21V249H18ZM27 248H29V249H27ZM109 249H111V247ZM80 250H81V248H80ZM73 252H75V250ZM81 252L83 253V255H86V256H90V255H93L95 253V252H91V251H88V250H87V252L86 251H81ZM85 252L87 254H85ZM96 253H98V252H96ZM58 254L60 255V257L62 256L61 255V251H59ZM106 254L104 255V260L107 262V260H109L110 257H112V254H111L110 251H107ZM80 256H82V255L79 252H77V253H73L71 257L74 258V259H75V257L79 259ZM99 257H101V256H99ZM118 257H120V256H117V258Z\"/></svg>",
    "mask_w": 264,
    "mask_h": 264
}]
</instances>
